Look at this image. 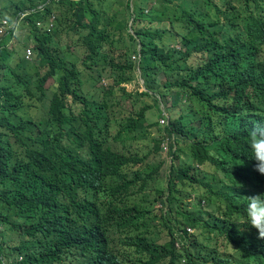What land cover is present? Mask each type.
<instances>
[{
	"label": "trees",
	"instance_id": "trees-1",
	"mask_svg": "<svg viewBox=\"0 0 264 264\" xmlns=\"http://www.w3.org/2000/svg\"><path fill=\"white\" fill-rule=\"evenodd\" d=\"M26 1L8 18L47 0ZM24 19L31 61L0 38V264H264L237 225L264 193L246 144L264 122V0H59ZM134 54L148 92L126 89ZM150 92L178 116L147 124L140 156L127 140L147 138L151 106L110 112ZM167 138L187 151L170 142L162 176L147 159Z\"/></svg>",
	"mask_w": 264,
	"mask_h": 264
},
{
	"label": "clouds",
	"instance_id": "clouds-1",
	"mask_svg": "<svg viewBox=\"0 0 264 264\" xmlns=\"http://www.w3.org/2000/svg\"><path fill=\"white\" fill-rule=\"evenodd\" d=\"M42 0H38L37 4L40 3ZM75 1V0H72ZM58 3L59 0H47L46 3L38 4L37 7L33 10H25L22 13H19L16 17L9 19L6 14H3L0 17V38H9V40L14 37H17L16 40L17 44L19 43V33L21 31H25L23 33V38L21 39L23 42H21L22 45L19 47L22 48L25 44L24 52H23V58L27 61H31V55H32V48L31 44H26V38L28 37L26 32L27 30L24 28H27V26L23 27L22 22L28 24V21H25V17L31 16V13H34L35 10L43 11L44 6L48 3ZM56 14L52 13L47 18V20L43 21H36L35 26L41 31L51 32L52 29H54L56 25ZM24 19V20H23ZM28 28L29 24H28ZM14 35V36H13ZM18 35V36H17ZM7 41L6 48L8 49V43ZM29 44V45H28ZM31 50L30 59L25 58L26 50ZM136 56V60H133L132 57ZM131 60L135 62L136 64L139 63V55H132ZM137 71L140 72L139 68L137 67ZM139 76V80L142 79L141 75L137 73V77ZM144 86V83H142ZM138 90V89H136ZM142 92V91H141ZM165 116L164 114L159 118L158 122L160 126H164L165 124ZM169 118V115H168ZM163 121V123H161ZM162 124V125H161ZM168 124V123H167ZM173 142V138H170ZM169 142V139H165L160 147H162V152L166 153L168 151L167 143ZM246 144L248 151L251 156V161H253V170L257 172L259 175L264 176V122L257 123L255 126H253L247 133L246 136ZM247 199V205L245 209V218L243 221V224L237 223V225H246L252 229H255L258 233V239L264 240V193L261 194H255L249 197H245ZM195 196L193 195L191 200H194ZM195 230L191 229L190 227L186 228V232L189 235H192ZM263 260H264V252H263ZM21 259V258H19ZM184 262V261H183Z\"/></svg>",
	"mask_w": 264,
	"mask_h": 264
},
{
	"label": "rangeland",
	"instance_id": "rangeland-1",
	"mask_svg": "<svg viewBox=\"0 0 264 264\" xmlns=\"http://www.w3.org/2000/svg\"><path fill=\"white\" fill-rule=\"evenodd\" d=\"M33 3H37L38 0H29ZM29 1H26L25 4L28 5ZM150 4L149 3H142V7L146 8V12L149 9ZM4 8H8V12H4V14L6 15H10L13 12V7L11 6V3L9 2V0H0V9H4ZM131 31V30H130ZM25 31H21L18 35H19V43L17 44V37H14L13 39L11 38L9 40V38H6L5 40L8 41L10 43H8V49H17L21 44V42H23L21 39L23 38V33ZM132 32V31H131ZM17 35V36H18ZM14 36V35H13ZM64 42V40L62 41V43ZM20 48V47H19ZM21 49V48H20ZM137 67L138 64L136 66L135 69V74H134V78L135 81L134 83L128 84L126 85V89L128 91H133L138 89V93L142 92H148L147 88L145 86L142 85V83H145V79H140L139 80V76L137 77V73L141 75V73L139 71H137ZM157 79V83L155 85H153V88L156 89L158 92H162L164 91V89L162 88V85L164 84V78H158ZM50 84V82L47 83V85ZM150 96H141V95H137L134 96L133 98H131L128 101H125L123 103L120 104V100L118 101V104L115 105V107L111 110L110 112V116L113 117L114 120H120V118L122 116L127 115V111H132V107L133 110H135V112H137L139 109H141L144 106H151V109L146 113V119H147V123L145 124L144 127H148L147 124L149 122H158L159 118L164 114L165 116V125H167V123L169 122V118L168 115L170 117H172V119L176 118L178 116V109H176L175 111H173L171 114L168 113L167 111V107H169V105H165V102L162 100H158L157 105H158V109L161 112V116L160 113L158 112L157 108L154 106L153 104V98H156V95L154 92H150L149 93ZM188 102V99H187ZM185 101L182 102V104H184ZM126 111V112H125ZM162 125V124H161ZM164 126H159L160 128L164 127ZM158 127L154 126V127H148L147 130V138L146 139H134L133 135H129V139L127 141L132 142L133 143V149L138 152L140 154V156L145 155L148 151L151 150V147L153 145L152 142H150L151 138H157L158 137ZM119 140L114 142V146H119V144H117L116 142H118ZM172 143V140L169 139V142L167 143V147H168V151L166 153L159 151L158 153H156L155 155L150 154V156L147 159V162L152 164L151 166H156L158 164H161V168H160V173L162 176L164 175H168L169 172V167L172 164V161L174 163L177 164L176 160H173V155H171L169 153V144ZM173 144V143H172ZM187 143H185L182 140L177 141V143L175 142L173 144V151H177L179 148H184V150L178 151L180 159H185L186 158V154L185 152L187 151L186 149ZM195 195H197L195 193ZM158 208H160L159 206H157ZM157 214H159V212L156 211ZM158 223V220L156 221ZM194 235L198 234L197 231H194L193 233Z\"/></svg>",
	"mask_w": 264,
	"mask_h": 264
},
{
	"label": "built area",
	"instance_id": "built-area-1",
	"mask_svg": "<svg viewBox=\"0 0 264 264\" xmlns=\"http://www.w3.org/2000/svg\"><path fill=\"white\" fill-rule=\"evenodd\" d=\"M30 55H31V50L30 49H27L26 50V54H25V58L26 59H30ZM132 59L133 60H136V56H133ZM161 123H163V121H161Z\"/></svg>",
	"mask_w": 264,
	"mask_h": 264
}]
</instances>
